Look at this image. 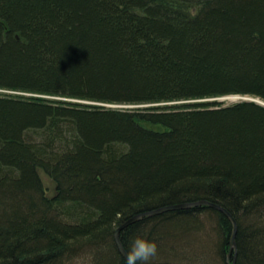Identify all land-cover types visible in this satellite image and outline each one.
I'll return each mask as SVG.
<instances>
[{
	"label": "trees",
	"instance_id": "trees-1",
	"mask_svg": "<svg viewBox=\"0 0 264 264\" xmlns=\"http://www.w3.org/2000/svg\"><path fill=\"white\" fill-rule=\"evenodd\" d=\"M0 90L37 95L0 93V264H126L122 223L201 200L237 221L236 264H264V106L195 102H264V0H0ZM201 216L227 264L232 224L210 208L120 240L183 264Z\"/></svg>",
	"mask_w": 264,
	"mask_h": 264
},
{
	"label": "rangeland",
	"instance_id": "rangeland-1",
	"mask_svg": "<svg viewBox=\"0 0 264 264\" xmlns=\"http://www.w3.org/2000/svg\"><path fill=\"white\" fill-rule=\"evenodd\" d=\"M1 94H12V95H24V96H37V95H32V94H24V93H16V92H10V91H2L0 90ZM48 99H59L67 102H81L78 100H73V99H67V98H56V97H50V96H40ZM252 100L260 101L258 99L250 98V97H240V96H228V97H222V98H216V99H207V100H201V101H195V102H212V101H217L224 103L225 106L235 104L241 101H249L251 102ZM194 102V101H193ZM262 102V101H261ZM89 105H94V106H101V107H106V108H111V109H119V110H136V109H146L150 107H167V106H177V105H182L185 103L179 102V103H158V104H140V105H110V104H98V103H93V102H84ZM189 103V102H187ZM192 103V102H191ZM49 186V194H53L54 192V186L53 185H48ZM202 219V225L203 228L196 233H193L190 238V248L194 252L197 253L196 257H193L192 255H187V257L191 256L190 259H186L183 264H220L217 256V233L215 230L210 227V223L207 221V218L205 216H201ZM215 227V226H214ZM187 252V251H185ZM199 252V253H198ZM90 258L84 257L80 260H77L73 264H91L90 263ZM170 262L168 260H162V262Z\"/></svg>",
	"mask_w": 264,
	"mask_h": 264
},
{
	"label": "water",
	"instance_id": "water-1",
	"mask_svg": "<svg viewBox=\"0 0 264 264\" xmlns=\"http://www.w3.org/2000/svg\"><path fill=\"white\" fill-rule=\"evenodd\" d=\"M250 101V100H249ZM251 102L258 103L262 106H264V102L261 101H255L251 99ZM200 207H205V208H210L214 209L222 214H224L228 220L232 224V235L230 239V249H229V254L227 256V264H236L237 262V254H238V245H237V233H238V223L235 220V218L222 206L217 205L215 203L206 201V200H201L197 202H189V203H182V204H177L173 206H166L162 208H158L156 210H152L149 212H144L141 214H137L131 218H129L127 221L122 223L117 230L115 231L114 234V239L118 248V251L120 255L125 259H127V251L125 250L124 246L122 245V242L120 240V234L123 230L128 228L129 226L136 224L138 222H141L144 219L151 218L154 216H158L167 212H172V211H180V210H189V209H196Z\"/></svg>",
	"mask_w": 264,
	"mask_h": 264
},
{
	"label": "clouds",
	"instance_id": "clouds-1",
	"mask_svg": "<svg viewBox=\"0 0 264 264\" xmlns=\"http://www.w3.org/2000/svg\"><path fill=\"white\" fill-rule=\"evenodd\" d=\"M158 253V245L154 240L143 236H136L131 243L130 251L127 253L126 264H147Z\"/></svg>",
	"mask_w": 264,
	"mask_h": 264
}]
</instances>
